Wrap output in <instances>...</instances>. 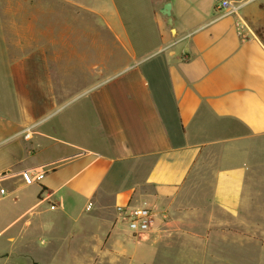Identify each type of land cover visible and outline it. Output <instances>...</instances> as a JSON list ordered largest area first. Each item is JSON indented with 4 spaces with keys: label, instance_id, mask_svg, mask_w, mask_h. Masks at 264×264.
I'll return each mask as SVG.
<instances>
[{
    "label": "crops",
    "instance_id": "1",
    "mask_svg": "<svg viewBox=\"0 0 264 264\" xmlns=\"http://www.w3.org/2000/svg\"><path fill=\"white\" fill-rule=\"evenodd\" d=\"M55 1L0 0V264H233L251 247L263 253L264 0L242 9L248 41L218 17L220 0H59L85 52L72 25L57 31ZM86 16L123 58L107 78L97 60L96 81L67 89L68 73L89 70ZM23 170L45 174L25 185ZM126 203L154 210L148 232L108 224L90 239L85 225L74 238L68 222L112 211L116 223Z\"/></svg>",
    "mask_w": 264,
    "mask_h": 264
},
{
    "label": "rangeland",
    "instance_id": "2",
    "mask_svg": "<svg viewBox=\"0 0 264 264\" xmlns=\"http://www.w3.org/2000/svg\"><path fill=\"white\" fill-rule=\"evenodd\" d=\"M46 0H41V2H45ZM78 1H85L88 2V0H78ZM91 1V0H89ZM55 7H56V13L55 15H53L52 18V22H54L56 24V27L61 25L64 26L66 24L69 26H73V29L75 28V32H73V36H72V41L74 42V46L77 49L78 52L81 51H86V46L85 43L87 44V39L85 35L80 34V30L82 28V26L80 24H73L69 18H67V13L71 12L69 6L63 4L62 1L56 0L55 1ZM80 12V11H79ZM82 13V12H80ZM70 14V13H69ZM87 20L90 29H92V21H93V17L91 16H86V18H84ZM75 25V27H74ZM95 28V27H94ZM57 31H58V27H57ZM100 34L96 31V29H92V32H89L90 35V39L88 40V45H89V50L87 52L88 56H84L83 59V67H87L89 68L88 71H84V72H78L76 73L75 71H71V73L67 74V78L65 81V87L67 89H69V87H72L73 89L76 88L78 85V88H81L82 86H85V84L91 85L92 82L96 81L97 79H94L95 75L97 78V74L93 73L90 70L91 65L95 64L97 62V60H99V63L101 62V60L104 63V67H105V72H104V77L107 78L109 76H111L113 74V71L111 70L114 67L118 66V62L122 61L121 55H119V51L117 50V48L114 46L113 41L111 39H109L108 34L106 33H101L104 36V52L105 54L103 55V57L101 58V56L98 57V59H96V55L92 53V51L96 50V37L97 35ZM100 34V35H101ZM101 42V41H99ZM100 51V49H99ZM75 60V57H74ZM62 64V63H61ZM58 65V64H57ZM60 65V64H59ZM61 76V74L59 75ZM60 78V77H59ZM62 81L64 83V77H62ZM87 80V81H86ZM154 92L157 94V96L159 95V87L157 85V83L154 81ZM160 98V97H158ZM83 203V202H82ZM46 206V205H45ZM52 206V205H51ZM50 206V207H51ZM112 211L109 212H100V213H83L76 221H70L68 222V226L70 228H72L74 231V238L75 235H81V228H85V225L89 226V229L91 230L88 234H89V238L92 239V236L96 235V232H93V229L95 227H100V226H107L108 224H110L111 226L113 224H115L116 226H120L121 224L116 222L115 223V217L113 216V213H111ZM76 214V213H75ZM72 218H76V215H73ZM67 234V231H64V235ZM255 247H251L250 251L252 254H250V258L251 260L247 263L242 262L240 260L235 259V262L233 264H264V256L263 259L261 258V255L264 253L262 252H257V249H254ZM264 250V249H263ZM259 255V256H257ZM255 256V257H253ZM254 259V260H253ZM200 264H210L209 260H204L202 259Z\"/></svg>",
    "mask_w": 264,
    "mask_h": 264
},
{
    "label": "built area",
    "instance_id": "3",
    "mask_svg": "<svg viewBox=\"0 0 264 264\" xmlns=\"http://www.w3.org/2000/svg\"><path fill=\"white\" fill-rule=\"evenodd\" d=\"M248 0H220L215 5L218 17H231L234 19L236 32L242 41L257 39L252 27L242 15V9L247 5ZM33 131V126L26 128L22 133L24 139H28ZM43 171L23 170L20 177L25 185L39 183L44 177ZM4 175H0V183ZM5 191L0 187V195ZM51 209L53 206L50 207ZM92 203L88 202L85 210L89 211ZM116 222L120 223L131 236H138L148 232L155 216L154 210L146 205H134L131 203L118 204L114 207Z\"/></svg>",
    "mask_w": 264,
    "mask_h": 264
},
{
    "label": "water",
    "instance_id": "4",
    "mask_svg": "<svg viewBox=\"0 0 264 264\" xmlns=\"http://www.w3.org/2000/svg\"><path fill=\"white\" fill-rule=\"evenodd\" d=\"M164 17H166V22L169 26H171V18H170V3H166L160 12Z\"/></svg>",
    "mask_w": 264,
    "mask_h": 264
}]
</instances>
